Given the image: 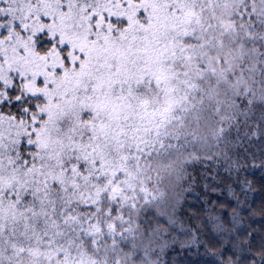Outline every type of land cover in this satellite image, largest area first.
Masks as SVG:
<instances>
[{
	"label": "snow or ice",
	"instance_id": "1",
	"mask_svg": "<svg viewBox=\"0 0 264 264\" xmlns=\"http://www.w3.org/2000/svg\"><path fill=\"white\" fill-rule=\"evenodd\" d=\"M256 171L264 0H0V264H264Z\"/></svg>",
	"mask_w": 264,
	"mask_h": 264
},
{
	"label": "trees",
	"instance_id": "2",
	"mask_svg": "<svg viewBox=\"0 0 264 264\" xmlns=\"http://www.w3.org/2000/svg\"><path fill=\"white\" fill-rule=\"evenodd\" d=\"M264 173L261 171H256L254 177H252L256 183L257 191L253 194H250L249 196V202L253 205V207L258 208L262 202H264ZM188 206L192 209L199 207V201L196 200L194 197L189 198V204ZM253 226L257 228L264 227V219H261L259 216H257L253 221ZM199 251L202 253L203 248L199 249ZM200 258L196 254V250H190L186 253V260L187 264H192L193 261H197ZM207 259V258H203Z\"/></svg>",
	"mask_w": 264,
	"mask_h": 264
}]
</instances>
